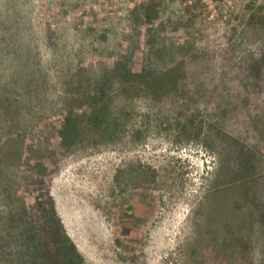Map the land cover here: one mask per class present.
Returning <instances> with one entry per match:
<instances>
[{
  "label": "rangeland",
  "instance_id": "rangeland-1",
  "mask_svg": "<svg viewBox=\"0 0 264 264\" xmlns=\"http://www.w3.org/2000/svg\"><path fill=\"white\" fill-rule=\"evenodd\" d=\"M263 58L264 0H0V264H35L40 164L84 264H264Z\"/></svg>",
  "mask_w": 264,
  "mask_h": 264
},
{
  "label": "trees",
  "instance_id": "trees-1",
  "mask_svg": "<svg viewBox=\"0 0 264 264\" xmlns=\"http://www.w3.org/2000/svg\"><path fill=\"white\" fill-rule=\"evenodd\" d=\"M207 58L213 56L207 54ZM197 60V57H194ZM206 58V57H205ZM264 61V58H263ZM263 62L253 65L252 72L258 78L262 73ZM165 84L163 77L153 79L150 91L156 96L157 91ZM110 111L108 104L99 103L90 113L89 123L95 129L102 130L103 136L110 132ZM192 123V121H189ZM185 128V127H183ZM84 121L79 115L68 114L59 130V148L64 153H70L77 147L84 134ZM36 179L33 184L34 200L40 215L39 231L42 235L40 246L36 248L33 261L35 264H84V258L68 236L64 225L58 218L55 204L48 188L52 173L44 164L37 165ZM30 239V237H29ZM32 240V239H31Z\"/></svg>",
  "mask_w": 264,
  "mask_h": 264
}]
</instances>
